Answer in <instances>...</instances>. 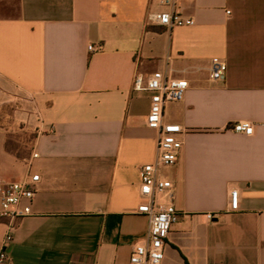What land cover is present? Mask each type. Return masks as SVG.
Instances as JSON below:
<instances>
[{"label":"crops","instance_id":"obj_1","mask_svg":"<svg viewBox=\"0 0 264 264\" xmlns=\"http://www.w3.org/2000/svg\"><path fill=\"white\" fill-rule=\"evenodd\" d=\"M175 2L194 26L153 23L173 10L161 0H0V178L41 177L10 264H130L149 232L141 168L159 135L134 81L155 72L190 84L164 114L187 133L161 172L172 184L161 201L181 214L162 264H264V0ZM213 59L223 81L210 78ZM238 122L254 135L228 129ZM23 132L36 134L30 157L7 151Z\"/></svg>","mask_w":264,"mask_h":264},{"label":"built area","instance_id":"obj_2","mask_svg":"<svg viewBox=\"0 0 264 264\" xmlns=\"http://www.w3.org/2000/svg\"><path fill=\"white\" fill-rule=\"evenodd\" d=\"M161 5L172 8V11L153 13L150 20L158 26L173 29L194 26V20L185 19L176 11L175 0H161ZM91 52H99L90 46ZM227 65L220 59H213L210 65V78L213 81H223L226 77ZM190 84L187 80L174 79L163 72H155L146 80L136 78L134 90L147 92L151 95L150 112L147 125L158 132L157 155L153 163L141 168L140 196L144 202L138 207L137 214L146 216L149 221V232L146 239L136 244L132 250L130 264H162L165 259V244L172 227L181 219V214L171 206L163 205L161 196L172 188L171 182L161 176L165 168L177 165L179 154L184 146L181 136L187 131L179 124L165 122L166 106L184 99ZM234 133L253 136L255 126L251 122H238L228 128ZM37 153L33 158H38ZM41 177L38 174L28 175L20 181L0 178V225L5 227V237L0 247V264H10L7 248L14 241V233L19 221L33 214L32 204L36 198ZM240 192L233 189L230 192V204H237ZM209 220L214 215H207Z\"/></svg>","mask_w":264,"mask_h":264},{"label":"rangeland","instance_id":"obj_3","mask_svg":"<svg viewBox=\"0 0 264 264\" xmlns=\"http://www.w3.org/2000/svg\"><path fill=\"white\" fill-rule=\"evenodd\" d=\"M8 111H5L3 113L2 125H6L8 122ZM36 134L35 133H19L13 135L11 137L9 148L13 151H16L21 157H30L33 153V143L35 139Z\"/></svg>","mask_w":264,"mask_h":264},{"label":"trees","instance_id":"obj_4","mask_svg":"<svg viewBox=\"0 0 264 264\" xmlns=\"http://www.w3.org/2000/svg\"><path fill=\"white\" fill-rule=\"evenodd\" d=\"M10 140H11V138H10L9 141L7 142V151L14 153V154L17 155L18 157H21L18 153H16V151H13V150H11V149L9 148Z\"/></svg>","mask_w":264,"mask_h":264}]
</instances>
